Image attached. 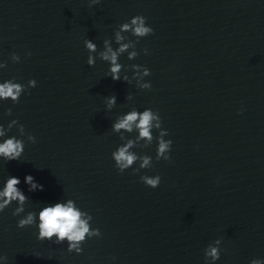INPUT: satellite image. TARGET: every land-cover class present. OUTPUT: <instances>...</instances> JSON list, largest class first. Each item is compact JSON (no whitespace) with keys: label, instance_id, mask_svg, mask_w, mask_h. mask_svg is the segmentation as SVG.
I'll list each match as a JSON object with an SVG mask.
<instances>
[{"label":"water","instance_id":"obj_1","mask_svg":"<svg viewBox=\"0 0 264 264\" xmlns=\"http://www.w3.org/2000/svg\"><path fill=\"white\" fill-rule=\"evenodd\" d=\"M135 15L154 32L139 39L137 57L120 55L121 77L143 65L150 89L113 80L98 56L87 64L85 39L97 51L104 39L118 48L115 31ZM0 62V83L37 82L18 103L0 100V124L17 119L36 137L29 142L15 125L0 137L25 145L20 160L0 157V188L16 176L29 198L19 216L16 201L0 212V264H206L217 238L214 264H264V0H0ZM133 107L158 110L171 159L156 160L154 139L132 149L152 167L134 173L137 161L121 173L112 152L126 140L112 124ZM124 135L134 140L138 130ZM29 174L43 190L29 191ZM157 174L156 188L140 180ZM67 199L101 232L79 254L66 241L37 239L39 210ZM28 211L37 225L17 227Z\"/></svg>","mask_w":264,"mask_h":264},{"label":"clouds","instance_id":"obj_2","mask_svg":"<svg viewBox=\"0 0 264 264\" xmlns=\"http://www.w3.org/2000/svg\"><path fill=\"white\" fill-rule=\"evenodd\" d=\"M100 3V0H89V6ZM146 17L143 15H135L119 25V28L114 33L115 42L119 45L118 48H113L111 39H104L103 49L97 51V45L93 43L91 39H85L84 44L89 51L87 58V64L93 66L96 62L97 56L102 61L110 63V67L107 75L111 76L113 80H123L129 84L132 83V79H135L136 86L141 89H150L151 83L144 80L145 76L150 75V69L140 64H132L128 67L133 69V77L130 78L126 73L121 77V71L125 67L119 62L121 54L127 52L128 59H134L138 56L136 51V44L139 39L150 35L154 32V29L146 24ZM130 32L132 36L136 37V40L129 39L123 33ZM129 48L133 51L129 52ZM144 52L147 54L148 50L145 48ZM95 53L96 55H93ZM31 55V53H27ZM11 59L14 62H18L20 57L13 52ZM6 67V62H0V68ZM36 80L30 79L27 85L15 82V78L6 80L0 83V100L11 98L13 103H18L22 93L30 90L36 86ZM127 99H131V94H128ZM106 107L111 109L116 104L115 94L107 96L105 98ZM12 109L8 108L6 114L11 115ZM17 126L20 136L27 135V140L31 143L36 142V137L28 132H25V127L20 124L17 119L11 120L7 127L0 124V137H5L13 126ZM138 130V136L133 139H127L124 132L131 133L133 130ZM153 129L159 130L157 136H153ZM112 130L120 134L121 140L125 141L112 152V158L115 161V167L122 173L126 169L130 168L137 161H139V167L133 168V172H139L140 169L152 167V157L147 154H137L132 149L134 147H146L152 144L155 139L157 143L156 160L164 159L170 160V151L172 140L165 139L168 135V130L162 128V120L158 110L154 111L151 108H145L143 111H138L133 107L126 114L119 115L112 124ZM123 130V132L121 131ZM143 141V145L140 144ZM24 140L17 138L16 136H10L3 139L0 142V157L4 161L20 160L24 152ZM140 180L147 186L156 188L161 182L159 174L155 176L141 175ZM24 182L29 186V191L43 190V185L36 182L34 177L29 174L24 178ZM21 183L20 179L16 176H9L6 179L3 187L0 188V212L6 207L10 206L13 201L17 202V207L13 209L12 215L19 216L25 212V204L28 201V197L18 187ZM92 216L81 210L73 199H67L66 202H56L48 204L42 207L38 212V225H37V213L35 211H28L17 221V227L24 228L32 225H37L39 240H53L54 243L60 244L67 242V251H75L77 254L83 251L81 245L90 237H99L101 232L99 228H92L90 221ZM213 244L215 246H213ZM221 239L217 238L210 243L204 249V257L206 264L209 261L214 264L221 255ZM0 259L6 260V256H0ZM250 264H262V260L253 258Z\"/></svg>","mask_w":264,"mask_h":264}]
</instances>
